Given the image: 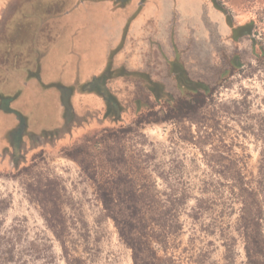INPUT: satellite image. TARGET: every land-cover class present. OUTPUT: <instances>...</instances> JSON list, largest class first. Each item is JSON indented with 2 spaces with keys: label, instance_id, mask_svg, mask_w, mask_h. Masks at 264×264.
Wrapping results in <instances>:
<instances>
[{
  "label": "rangeland",
  "instance_id": "374dc122",
  "mask_svg": "<svg viewBox=\"0 0 264 264\" xmlns=\"http://www.w3.org/2000/svg\"><path fill=\"white\" fill-rule=\"evenodd\" d=\"M189 118L207 124L206 153L253 185L264 0H0V264H67L44 216L73 264H132L99 194L124 200L152 183L188 196L168 255L246 264L231 182L192 142Z\"/></svg>",
  "mask_w": 264,
  "mask_h": 264
},
{
  "label": "trees",
  "instance_id": "16d2710c",
  "mask_svg": "<svg viewBox=\"0 0 264 264\" xmlns=\"http://www.w3.org/2000/svg\"><path fill=\"white\" fill-rule=\"evenodd\" d=\"M205 106V102L197 105L196 111ZM222 112L234 115L227 107L222 109ZM189 120L196 126L192 142L202 151L206 163L214 173L231 182L230 193L239 204L235 230L243 240L246 264H264V167L259 165L258 178L252 185L235 160H229V164L223 165V154L206 153L203 147L209 133L202 129V125L206 128L207 124L200 120ZM263 152L264 150H260L261 156ZM129 189V198L123 200L113 197L112 188L106 187L99 194V199L120 240L130 249L132 264H179L174 256L167 254V249L170 240L182 231L183 224L179 220L180 207L187 202L188 196L178 192L172 185L169 193L159 191L154 183L145 190L136 185H130ZM164 193L167 196L161 198L160 195ZM177 193L180 194L179 197L171 196ZM194 200L193 209L196 210L192 217L197 218L202 199L195 197ZM44 218L60 241L64 260L67 264H73L60 234L55 231L50 219L46 216ZM224 249L223 257L229 263L234 258V246L230 242L224 244ZM159 251L162 254H159ZM197 264H202V260L198 259Z\"/></svg>",
  "mask_w": 264,
  "mask_h": 264
},
{
  "label": "flooded vegetation",
  "instance_id": "af4514ba",
  "mask_svg": "<svg viewBox=\"0 0 264 264\" xmlns=\"http://www.w3.org/2000/svg\"><path fill=\"white\" fill-rule=\"evenodd\" d=\"M9 119H10L9 117H6V118L3 119V121L4 122H9Z\"/></svg>",
  "mask_w": 264,
  "mask_h": 264
}]
</instances>
